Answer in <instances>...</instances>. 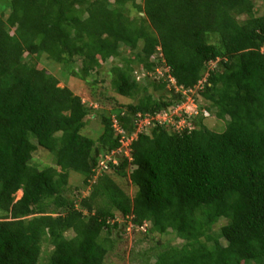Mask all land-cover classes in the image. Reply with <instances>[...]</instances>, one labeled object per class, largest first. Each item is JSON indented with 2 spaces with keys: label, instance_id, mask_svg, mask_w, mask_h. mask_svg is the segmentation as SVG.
Returning a JSON list of instances; mask_svg holds the SVG:
<instances>
[{
  "label": "trees",
  "instance_id": "obj_1",
  "mask_svg": "<svg viewBox=\"0 0 264 264\" xmlns=\"http://www.w3.org/2000/svg\"><path fill=\"white\" fill-rule=\"evenodd\" d=\"M6 1L0 264H39L45 243L47 264H105L127 223L148 238L183 240H157L133 264H264V12L256 0ZM123 47L134 53L123 56ZM44 57L84 81L116 59L112 82L132 101L114 117L89 107L39 67ZM139 65L166 71L142 84ZM195 88L204 102L188 126L158 119ZM205 112L224 129L209 127ZM93 113L103 123L98 140L82 134ZM39 146L53 164L32 163ZM72 172L89 190L79 200L66 195Z\"/></svg>",
  "mask_w": 264,
  "mask_h": 264
},
{
  "label": "rangeland",
  "instance_id": "obj_2",
  "mask_svg": "<svg viewBox=\"0 0 264 264\" xmlns=\"http://www.w3.org/2000/svg\"><path fill=\"white\" fill-rule=\"evenodd\" d=\"M7 2L6 0H0V3ZM256 8L259 9L260 13L264 12V0H256L255 1ZM136 15L135 12L132 13ZM123 56H131L130 54L134 53L127 47L122 48ZM133 57V55H132ZM29 58V57H28ZM121 60L119 59V62ZM117 62L116 59H110L106 62L105 66L100 70V72L93 73V75L88 77V81L81 80L79 77L74 76L72 73L66 70V68L60 64L55 65L50 63L48 59L42 58L39 67H45L48 69L53 75H55L59 79L60 86H68L73 90V92L77 95H80L84 101H86L89 107L92 108H103L106 111L111 112L120 105L127 104L132 101V99L121 96L117 93L115 86L112 82L113 74H112V66ZM81 66V60H78L75 67L79 69ZM215 64L212 63V67ZM166 67H157L155 70L147 71L142 66H137L134 71V75L137 80L142 84H147L148 81L152 80H160L165 74ZM168 89L171 88V85L167 86ZM179 91L180 89H176ZM150 92H154L156 95H159L160 92L154 91L152 88L149 90ZM184 93L187 95V98L184 102L178 104L172 111L171 115L166 117L165 115H159L158 119L161 121H171V124L175 125L176 129H183L188 126L191 121L189 118L197 115L199 113L198 105L199 102L203 103L204 101L201 98H197V89H193L191 91L185 90ZM199 101V102H198ZM206 120L205 123L209 125V127L214 128L216 130H223L224 124L222 120L217 119L214 112H205ZM91 119L88 121L86 126L82 130V134L89 136L95 140H98L103 130V123L101 122V117L97 116L96 113H93ZM112 116L115 115L112 113ZM140 128H145L148 125L147 120L139 121L138 123ZM127 144V143H126ZM38 168H44L45 166L53 164V157L49 151L42 147H38L33 152V160ZM118 182L127 190L130 195H134L135 187L131 184L129 179L119 178ZM70 190L66 193L67 196H70L74 199H81L84 196H87L89 190L84 188L83 177L75 172H72L70 177ZM23 192L20 190L16 194V198L20 199L22 197ZM118 220L121 223V226H124L125 222L122 216L118 213ZM222 221L220 224H223ZM128 225V226H127ZM126 228H121V230H116L114 239L116 240L115 247L111 250L106 258L105 264H133L139 263L147 256L145 252L156 245V241H161L163 243L170 244H181L183 240L177 237L175 234L168 235H159L153 234L150 238L146 237L143 232L133 230L131 224L127 223ZM145 229V228H144ZM71 232L67 234L70 235ZM53 247L48 243L43 245V252L40 258L39 264H47L48 255L52 251Z\"/></svg>",
  "mask_w": 264,
  "mask_h": 264
},
{
  "label": "built area",
  "instance_id": "obj_3",
  "mask_svg": "<svg viewBox=\"0 0 264 264\" xmlns=\"http://www.w3.org/2000/svg\"><path fill=\"white\" fill-rule=\"evenodd\" d=\"M147 121L149 120V119H146Z\"/></svg>",
  "mask_w": 264,
  "mask_h": 264
},
{
  "label": "clouds",
  "instance_id": "obj_4",
  "mask_svg": "<svg viewBox=\"0 0 264 264\" xmlns=\"http://www.w3.org/2000/svg\"><path fill=\"white\" fill-rule=\"evenodd\" d=\"M114 163H116V161H114Z\"/></svg>",
  "mask_w": 264,
  "mask_h": 264
}]
</instances>
